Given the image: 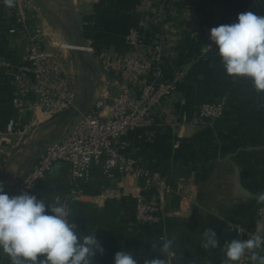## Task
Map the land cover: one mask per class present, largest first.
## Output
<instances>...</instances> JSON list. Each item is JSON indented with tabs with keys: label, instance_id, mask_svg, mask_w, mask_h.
<instances>
[{
	"label": "crops",
	"instance_id": "1",
	"mask_svg": "<svg viewBox=\"0 0 264 264\" xmlns=\"http://www.w3.org/2000/svg\"><path fill=\"white\" fill-rule=\"evenodd\" d=\"M26 1L33 28L42 33L48 52L74 39L81 46L124 55L127 32L144 23L139 12L142 3H151L153 18L159 14L165 19L168 9L174 11L177 19L171 27L176 38L165 58L164 77L169 79L175 69H185L186 75L174 98L158 110L155 125L132 132L118 143L122 156L134 159L171 187L173 192L161 199L153 191L145 192L148 201L166 204L163 224L137 227L134 197L142 183L117 173L108 179L99 167L75 179L67 164L56 163L33 195L50 205L57 204L55 198L66 202L77 232L82 236L96 233L105 251L93 257L94 264H114L120 250L131 252L137 264L151 259L162 264H221L224 245L240 239L226 230V222L252 228L262 203L258 197L264 193V92H256L247 78L227 76L216 49L204 58L198 54L207 18L235 22L238 14L248 11L264 16V0H198L193 9L184 0ZM11 24L0 12V57L15 68L27 64L29 43L19 33H7ZM145 30L156 29L150 25ZM62 53L73 78L76 104L88 110L102 95L101 81L106 75L95 58L84 62L73 52ZM13 95L6 69H0V182L10 196L33 167L37 153L47 142L60 139L73 119L72 115L50 117L40 109H28L34 96L24 99L28 110L19 112L12 104ZM221 98L227 106L221 119L196 129L188 125L195 106ZM109 112L107 106L103 115ZM9 119L16 122L10 136L5 134ZM206 229L216 232L217 248L201 246ZM169 240V250L175 254L171 261L161 251ZM259 254L264 252L259 250ZM0 264H10V260L0 255Z\"/></svg>",
	"mask_w": 264,
	"mask_h": 264
},
{
	"label": "built area",
	"instance_id": "2",
	"mask_svg": "<svg viewBox=\"0 0 264 264\" xmlns=\"http://www.w3.org/2000/svg\"><path fill=\"white\" fill-rule=\"evenodd\" d=\"M184 1L191 4L190 7L193 9L198 0ZM152 8L148 1L140 5L139 12L144 18V23L142 28L127 32L125 36L127 52L124 55L110 49L95 50L91 45L75 47L71 44H62L48 52L43 47L42 33L33 28V18L28 10L27 1L14 0V6L9 8L4 0H0V12L12 22L6 30L7 33L9 35L19 33L27 37L29 43L27 64L24 66L14 68L0 57V69H6L14 94L12 104L16 110L21 112L27 108L40 109L50 117L61 116L67 110L79 112L73 78L67 70L62 50L79 51L90 55L99 61L106 75L101 81L104 89L100 98L82 116V120L69 136L62 142L48 147L39 156L31 170L17 182L14 195L22 192L33 194L37 184L45 179L56 163L67 164L75 179L88 176L93 167H99L108 179H112L117 173L126 179L142 183V189L134 197V222L137 227H160L163 224L166 204L161 201L160 203L148 201L145 192L153 191L154 197L161 199L162 195L173 192L171 187L162 182L157 175L141 167L134 159L126 158L118 151V143L128 134L155 125L158 110L174 98L179 83L186 75L185 69H175L171 77L165 79V58L176 38L171 23L177 16L173 10L168 9L165 19L159 14L153 18L150 14ZM231 23L234 22H226L216 17L207 18L198 57H207L215 49V45H212V48L206 47L211 44L210 29ZM150 25L156 30H145L150 28ZM28 96H34L35 100L25 108L24 99ZM107 106L110 112L104 116L103 111ZM226 110L224 98L201 103L194 107L188 125L194 129L205 125L211 126L224 116ZM15 127V120L9 119L5 134L8 136L14 134ZM1 164L0 161V166ZM180 200L185 201V198L181 196ZM55 202L63 203L68 209L66 202L59 198H55ZM70 220L75 223L71 215ZM225 228L240 238L239 240L264 233V203L256 210L252 228L244 229L231 221L226 222ZM160 240L165 241V238L161 237ZM166 256L169 261L175 258V254L169 249ZM252 263L251 253L246 254L239 262ZM221 264H225V257Z\"/></svg>",
	"mask_w": 264,
	"mask_h": 264
},
{
	"label": "clouds",
	"instance_id": "3",
	"mask_svg": "<svg viewBox=\"0 0 264 264\" xmlns=\"http://www.w3.org/2000/svg\"><path fill=\"white\" fill-rule=\"evenodd\" d=\"M7 7L14 0H4ZM210 45H215L224 72L229 77L251 80L256 92H264V16L248 11L238 14L236 22L213 27L209 31ZM264 203V193L258 197ZM172 241L161 246L167 252ZM201 246H219L216 232L206 229ZM264 233L251 235L246 240L234 239L223 247L225 264H239L251 253L254 264H264ZM105 249L95 234L80 235L77 225L70 220L63 203L48 204L29 192L10 196L0 182V255L10 264H94L93 257L103 255ZM114 264H137L132 253L120 250ZM145 264H162L159 259Z\"/></svg>",
	"mask_w": 264,
	"mask_h": 264
},
{
	"label": "water",
	"instance_id": "4",
	"mask_svg": "<svg viewBox=\"0 0 264 264\" xmlns=\"http://www.w3.org/2000/svg\"><path fill=\"white\" fill-rule=\"evenodd\" d=\"M71 45L75 46V47H81V45H78L75 40L73 39L71 41ZM73 53L77 54L78 56H80V58L84 61V62H91L92 57L84 52H79V51H74ZM97 79V73L95 74L91 85H95V81ZM79 112H72L71 110H67L63 115H72L73 119L71 121V124L69 126V128L67 129V131L65 132V134L58 140L54 141V142H47L45 144V146L37 153V155L35 156L34 160H37L39 158V156L50 146L60 143L62 142L67 136H69L71 134V132L75 129V127L80 123V121L82 120V116L87 112V110H81L78 108Z\"/></svg>",
	"mask_w": 264,
	"mask_h": 264
}]
</instances>
